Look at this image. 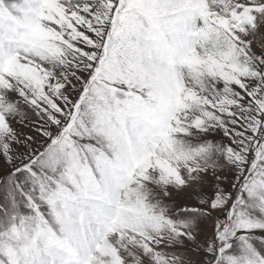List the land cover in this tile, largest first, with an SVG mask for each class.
<instances>
[{
	"label": "snow or ice",
	"instance_id": "6c2138e0",
	"mask_svg": "<svg viewBox=\"0 0 264 264\" xmlns=\"http://www.w3.org/2000/svg\"><path fill=\"white\" fill-rule=\"evenodd\" d=\"M0 264H264V0H0Z\"/></svg>",
	"mask_w": 264,
	"mask_h": 264
}]
</instances>
